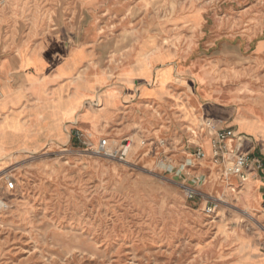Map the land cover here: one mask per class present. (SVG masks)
<instances>
[{
	"label": "rangeland",
	"instance_id": "obj_1",
	"mask_svg": "<svg viewBox=\"0 0 264 264\" xmlns=\"http://www.w3.org/2000/svg\"><path fill=\"white\" fill-rule=\"evenodd\" d=\"M20 58L78 105L58 135L0 142V264H264V196L220 176L200 131L213 107L264 118V0H0V62ZM143 65L171 70L193 133L152 120L169 109L142 99Z\"/></svg>",
	"mask_w": 264,
	"mask_h": 264
},
{
	"label": "crops",
	"instance_id": "obj_2",
	"mask_svg": "<svg viewBox=\"0 0 264 264\" xmlns=\"http://www.w3.org/2000/svg\"><path fill=\"white\" fill-rule=\"evenodd\" d=\"M30 66L31 64L23 65L21 58L18 63L12 66L6 65L3 61L0 62V142L5 147L42 142L43 137L58 135L63 122L67 118L75 116L76 113L75 108L78 105V100L63 98L59 94L60 91L53 93L52 100L37 93L39 90H37V85L31 74H21V70L23 72L31 70ZM152 68L143 65L139 70L132 73L134 76H141L146 80L152 78L154 82L153 86L141 90V97L157 105L166 104L169 109L168 112L162 113L157 109L155 112H149L152 115V120L156 121L159 114L167 116L165 121H168L169 124L172 123L176 129V136L183 138L189 133L188 131L191 130L192 132V127L197 125V116L189 109L183 112L178 108L183 96L174 93L171 89L174 86V82H171L174 79L171 70L158 68L154 72ZM164 69H169V74L168 78L160 85L156 75ZM184 87L190 88L189 83ZM27 101H33L36 104H33V107L24 108V103ZM70 102L72 106L68 107V114H62V110ZM34 105L39 106L34 108ZM213 109L219 110V112H213ZM210 114L212 118H204L200 124L202 126L200 131L204 134L202 147L210 152V140L217 130L226 128L232 132L233 135H230L231 138L227 141L230 150L235 152V148L239 146L240 153L249 154L253 159L260 158L263 160L261 166L253 162L248 167L247 190L264 196V118L259 115L258 120H256L255 116H249L255 119L258 124L254 122L252 126L245 127L241 126L235 119L236 116L229 109L213 107ZM230 156L229 154L228 158ZM224 165L225 163H221L220 176L237 179L234 175L226 174Z\"/></svg>",
	"mask_w": 264,
	"mask_h": 264
},
{
	"label": "built area",
	"instance_id": "obj_3",
	"mask_svg": "<svg viewBox=\"0 0 264 264\" xmlns=\"http://www.w3.org/2000/svg\"><path fill=\"white\" fill-rule=\"evenodd\" d=\"M230 135H233L228 129L223 128L217 130L213 137L210 140V147H211V159L214 163H225L224 171L228 175H234L239 182H246L249 178L248 167L255 162L258 166H261L263 160L253 159L249 154L240 153L239 146L235 148V152L230 150L229 146L227 145V141L231 138ZM129 144L126 143L123 151L120 149H115L109 147L107 140H101L96 148L95 153L99 155H107L112 157H122L126 151H128ZM231 155L228 158V155ZM264 155V154H263ZM206 154L204 150L201 148L196 149L194 153V159L196 160H203L205 159ZM15 186V180L9 178L6 182V189L11 190ZM184 192L187 198H193L197 193L198 190L193 186H184ZM213 210L209 206L207 207V213H212Z\"/></svg>",
	"mask_w": 264,
	"mask_h": 264
},
{
	"label": "bare ground",
	"instance_id": "obj_4",
	"mask_svg": "<svg viewBox=\"0 0 264 264\" xmlns=\"http://www.w3.org/2000/svg\"><path fill=\"white\" fill-rule=\"evenodd\" d=\"M247 189V188H246ZM1 205V204H0ZM249 217H251V216H249Z\"/></svg>",
	"mask_w": 264,
	"mask_h": 264
}]
</instances>
